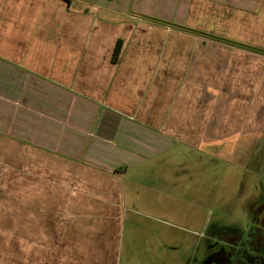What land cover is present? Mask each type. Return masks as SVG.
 <instances>
[{
	"label": "crops",
	"instance_id": "obj_1",
	"mask_svg": "<svg viewBox=\"0 0 264 264\" xmlns=\"http://www.w3.org/2000/svg\"><path fill=\"white\" fill-rule=\"evenodd\" d=\"M262 151L264 0H0V264H190Z\"/></svg>",
	"mask_w": 264,
	"mask_h": 264
},
{
	"label": "rangeland",
	"instance_id": "obj_2",
	"mask_svg": "<svg viewBox=\"0 0 264 264\" xmlns=\"http://www.w3.org/2000/svg\"><path fill=\"white\" fill-rule=\"evenodd\" d=\"M212 163L216 165L217 162H195L193 165L199 167L201 171L202 166H210ZM253 163L262 165L261 169L263 170L261 174H255L252 177L245 178H242L239 172L227 173L226 168H228V166L225 164L223 167L222 161L218 162V164H220L219 168L214 167L213 173H211L212 176L209 178L211 182H214L215 186L213 190L209 189L207 192H204V189L202 190L200 188L204 206H200L197 209L200 222L198 225L192 227L198 232H201L204 237H197L196 241L193 243V248L196 242L202 238L205 240L214 239L217 238L218 235L222 236L223 234L226 235L228 232L234 231L240 234H255L257 232V225L264 218V203H262L264 197L261 198V196L259 198V201L263 200L261 202L262 208L259 207V205L252 204L255 200H258L256 197L259 195V192L264 190V151H262L261 160L249 162L247 167H252L250 165ZM208 170H210V168H208ZM244 174L246 175L248 173L244 172ZM203 177V175L200 176V180ZM239 179L243 184L241 187H239V185H241L238 183ZM167 203L169 206L170 203ZM168 219L174 221L173 219ZM202 219H205L204 223ZM145 223L147 222L145 221ZM161 228L166 230L169 229L163 226H161ZM261 231L264 232V224L261 225ZM174 244H177V242Z\"/></svg>",
	"mask_w": 264,
	"mask_h": 264
},
{
	"label": "flooded vegetation",
	"instance_id": "obj_3",
	"mask_svg": "<svg viewBox=\"0 0 264 264\" xmlns=\"http://www.w3.org/2000/svg\"><path fill=\"white\" fill-rule=\"evenodd\" d=\"M260 197H264V190L259 192L256 197L258 200L252 205L256 204L262 208L264 201H259ZM263 224L264 218L257 225L255 234H240L234 231L218 235L214 239H199L190 264H264V232L261 231Z\"/></svg>",
	"mask_w": 264,
	"mask_h": 264
},
{
	"label": "trees",
	"instance_id": "obj_4",
	"mask_svg": "<svg viewBox=\"0 0 264 264\" xmlns=\"http://www.w3.org/2000/svg\"><path fill=\"white\" fill-rule=\"evenodd\" d=\"M120 41H118L114 47V50H113V56L115 57L116 55H118L119 51H120Z\"/></svg>",
	"mask_w": 264,
	"mask_h": 264
}]
</instances>
